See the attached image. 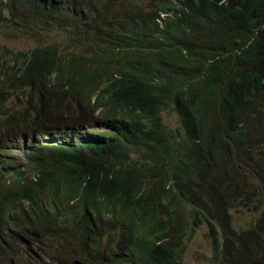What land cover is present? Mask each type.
<instances>
[{
    "label": "trees",
    "instance_id": "1",
    "mask_svg": "<svg viewBox=\"0 0 264 264\" xmlns=\"http://www.w3.org/2000/svg\"><path fill=\"white\" fill-rule=\"evenodd\" d=\"M0 27L36 44L0 45V137L32 144L0 138V264H183L202 226L264 264V0H0Z\"/></svg>",
    "mask_w": 264,
    "mask_h": 264
},
{
    "label": "rangeland",
    "instance_id": "2",
    "mask_svg": "<svg viewBox=\"0 0 264 264\" xmlns=\"http://www.w3.org/2000/svg\"><path fill=\"white\" fill-rule=\"evenodd\" d=\"M1 29H0V45L6 46L11 50H16L18 52L21 51L26 53L31 52L36 47V44L32 42V39L29 38H23V39H18L15 37L6 38L1 32ZM69 105H71V109H70L71 112H75V113H79L80 109L85 108V104L79 100H72ZM99 115L100 113H96L95 118H98ZM91 117H92L91 115L88 116V118ZM163 121L165 123V126L172 131L179 130L180 128L179 119L175 114H173L171 109H168L165 112H163ZM109 130L110 128L107 127V125H105L104 123L92 122L91 124L85 125L84 130L82 132H83V136H85L88 133L94 137H101V135L103 136V133L109 132ZM60 131H57L53 134L57 135ZM62 137L66 140L70 139L69 134L64 133L62 134ZM0 138H2L4 142H6V145L8 147L6 154H9L10 156H18L22 158V160H24L26 158L25 152L31 149L32 144L30 141H24L23 139L16 140L8 132L2 134ZM54 140H56L55 137H46L44 140H39L38 142L39 144L43 145L48 143H54ZM0 170H2V167H0ZM250 213H251V209L249 208H239L235 212L234 217L237 218L240 222H242L244 226H246L253 219L250 216ZM51 216L53 217V213H51ZM20 221L23 225V230L28 232L29 234H32L35 237V239L38 238L41 242H43L44 247H48L51 245L52 241L51 238L49 237L50 233L47 230H39L38 232L42 235L40 236L38 232L32 228V223L26 217H21ZM211 243L212 241L210 240L208 229L205 226H202L197 232V234L188 242L183 264H213L212 263L213 248ZM54 252H55V248L48 251L50 255H54ZM18 264H25V263L23 261H18Z\"/></svg>",
    "mask_w": 264,
    "mask_h": 264
},
{
    "label": "water",
    "instance_id": "3",
    "mask_svg": "<svg viewBox=\"0 0 264 264\" xmlns=\"http://www.w3.org/2000/svg\"><path fill=\"white\" fill-rule=\"evenodd\" d=\"M25 175V172H22L20 169H16L14 172V178L16 181H21Z\"/></svg>",
    "mask_w": 264,
    "mask_h": 264
},
{
    "label": "clouds",
    "instance_id": "4",
    "mask_svg": "<svg viewBox=\"0 0 264 264\" xmlns=\"http://www.w3.org/2000/svg\"><path fill=\"white\" fill-rule=\"evenodd\" d=\"M23 172V171H22ZM25 176V175H24Z\"/></svg>",
    "mask_w": 264,
    "mask_h": 264
}]
</instances>
